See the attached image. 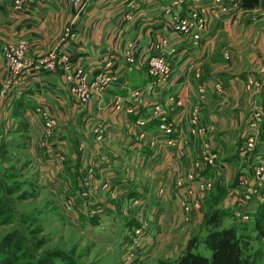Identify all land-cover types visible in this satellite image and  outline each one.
Instances as JSON below:
<instances>
[{
    "label": "rangeland",
    "instance_id": "1",
    "mask_svg": "<svg viewBox=\"0 0 264 264\" xmlns=\"http://www.w3.org/2000/svg\"><path fill=\"white\" fill-rule=\"evenodd\" d=\"M116 1L122 2L120 9L128 2L130 6H138L135 1ZM177 1L169 0L163 10L162 20L171 31L178 16L194 9L203 12L207 7L205 18L202 15L205 27L200 40L195 43L191 36L182 35L189 37L194 46L201 43L209 22V9L221 17L234 15L215 10L209 2L198 5L195 1ZM71 3L78 13L83 12L84 8ZM10 7L11 0H0V248L16 234L15 238L23 239L22 244L18 242L21 245L15 254L18 256L23 248L31 247L39 256H54L57 264H162L172 258L169 254L173 248H182L183 252L191 240L197 239L195 251L210 256L205 239L214 227L207 221L215 199L219 201L215 209L233 212L221 215L222 227L236 226L251 232L262 254L257 264H264V235L257 229L262 221L257 214L263 210L264 216V167L259 166L261 162L264 166V77L257 76L259 81L251 74L245 80L248 94H242L241 102L234 103L232 96L228 100L215 97L224 95L217 91L216 85H229V74H210L213 76L208 82L201 77L202 67L197 66L187 79L191 84L195 81L196 85L189 86L188 94H193L194 98L188 117L182 122L184 103L177 87L178 77L182 78V70L177 67L182 61L179 62L178 41L167 32H161L149 47L141 49L137 38H128L120 44V50L126 55L131 74L123 76L114 68L121 53L116 41L107 37L109 32H101L100 37L96 36L98 32H90L96 38H88V42L94 40L91 43L95 50L102 46L96 62L100 63L98 67L96 63L90 66L85 56L77 60L78 44L85 41L81 36L86 32H75L70 28L72 22L43 47L42 54L35 50L28 54L37 60L57 54L54 69L37 68L31 63L15 76L8 65L4 46L20 45L22 41L31 43L24 38L27 32H13L14 22L8 17ZM241 7L237 12L249 10ZM171 34L181 35L174 31ZM222 37L230 42L234 40L225 34ZM166 38L168 44L164 43ZM70 42L76 44L74 52L68 49ZM255 56L252 66L264 67V52L258 49ZM225 58L229 60L230 54ZM157 65L167 66L168 70L161 71ZM214 66L213 69L218 68ZM61 72L59 82L65 92L52 88L48 92L55 96L52 104L38 102L44 95L41 97L27 79L31 80L34 73ZM102 72L114 77L104 89H93L92 82ZM214 75L219 79L224 77L225 81L215 79ZM192 77L198 78L192 80ZM125 80L128 87L118 91V85L125 84ZM73 83L81 95L86 89L90 90V96L80 99L72 90ZM24 92L33 96L30 106L36 112L38 130L33 117L24 114V100H20ZM102 96L105 100L109 98L105 105L104 101L100 102L101 112L107 114L106 121L97 113L92 115L87 125L92 124L88 129L93 137L90 144L96 143L97 148L91 146L84 150V145L88 146L87 134L83 136L73 118L66 115L74 110L77 115L82 110L87 112L90 101L95 97L100 100ZM216 104L222 110L218 114H215ZM112 107L120 112L123 124L118 125L120 139L115 141L116 135L113 136L111 144L116 142L117 145L111 151L114 146H109L108 150L100 146L105 141L109 143L111 134L107 125L117 123ZM14 109L17 119L12 115ZM258 112L260 119H257ZM195 115L197 124L192 121ZM216 116L221 120L210 119ZM166 123L170 124L171 131L163 128ZM68 125L71 135L66 151L63 142V147H59L61 134L58 133ZM226 132L230 134L227 141L224 140ZM208 146L217 150H212L213 158L206 160ZM44 147L52 149L48 151ZM48 153L54 156L52 164ZM41 154L45 155L40 157ZM159 159L163 161L156 165ZM110 160L111 163L105 162ZM114 160L119 168L113 165ZM154 165L159 169H154ZM120 175L124 177V184L111 179ZM153 192L159 196L156 201H162L156 205L155 212L149 210L152 203L148 196ZM83 194H88L89 198ZM70 199L75 206L85 202L89 209L69 213ZM93 209L96 213L91 214Z\"/></svg>",
    "mask_w": 264,
    "mask_h": 264
},
{
    "label": "crops",
    "instance_id": "2",
    "mask_svg": "<svg viewBox=\"0 0 264 264\" xmlns=\"http://www.w3.org/2000/svg\"><path fill=\"white\" fill-rule=\"evenodd\" d=\"M126 1H135L138 6H130L128 2V5H122V7L124 6V9H120V5L122 2L117 3L116 0L111 2H108L107 0H90L83 9V12L78 13L77 9L73 6L70 0H33L30 2L27 11L15 12L13 8V1L11 0V7L8 17L14 22V24H12L13 32H27L24 38L28 39L31 43V50H29L30 54L34 53L33 50H35V53L42 54L43 51L41 50L43 49V47L48 45L50 41L54 40L55 37L58 36L59 32H63V29L66 24H68V22H72L71 27H73V30L75 32H86L84 36H81L83 39H85V41L78 44V48L80 49V51L79 53H77L78 56H75L77 57V60L80 59V57L85 56L86 58H88L87 61L89 62L90 66H93V64L97 62V59L100 58L99 50L102 47H97V50H95L93 44L91 43L94 40L89 39L90 41L88 42V38H96L94 37V33L91 35L90 32H98L96 34L97 37H100L101 32H109L107 37L109 38V36H111V39L116 41V47L121 53L120 58L115 60L114 62V68L123 76H125L127 73H129L128 75H130L131 71H128L130 69V66L128 64V61L126 60V55L120 50V44L125 43L128 38L133 37L137 38V40L139 41V46L141 45L142 49L144 47H149L151 41H153L155 37H158L159 33L167 32L166 34H169L176 41H178V55L180 57L179 62L182 59L181 65L179 63L177 66L179 67L178 70H182V78L178 77L177 82V87L181 90L179 92L182 95V100L184 103V106L182 107V122L185 121V116L188 117V114L192 108V104L190 103L193 101L194 98L193 94H188L189 86L196 85L195 81H193V84H191L189 83L191 81H187V79H189L192 71H196L197 66L202 67L203 70L201 77H203V79L207 80L208 82H210V76H213L210 74L216 73L215 75L217 76L219 75V73H222L224 75L229 74V85H224V87L226 88V92H223V94L225 96L217 94L215 97H218L219 99L228 100L232 96L234 97V103H240L241 98L243 97L242 94H248L247 91L245 92V80L249 76H251V74L254 76H259L260 78L264 77V72L262 71L264 68L263 66L257 68L252 66V62L256 60V50L259 49V51L264 52V0H260L259 5L253 9L241 10L240 12H237L234 15H225L223 17L219 16L218 12H215L213 9H209V12L207 11L209 22L207 24V28L204 34L202 35V40L199 46H194L192 42H190L189 37L187 36L177 34L172 35L171 33L173 31H171L169 28H167V26H165L162 20L163 10L165 5L168 4L169 0ZM187 1H195V4L198 5H202L204 3L209 2V0ZM184 6H186V4H184ZM182 8L189 9L190 7L187 8L182 6ZM223 34L232 37L234 39L233 42L224 39V37H222ZM73 42H70L69 45H67L69 46L68 49L71 50V52H74L76 46V44H74ZM229 44L232 47L226 46ZM240 47L242 48V50L240 49ZM181 53L182 56H180ZM227 53L230 54L229 60H226L225 58ZM96 64V67L100 65L99 62ZM214 65H218V68L213 69L212 67ZM135 67L138 70V67ZM34 74L35 76L31 80L27 79V81H30L31 85L35 87V90L37 92H40L41 97L44 95V97H42L43 99L38 98L37 100L40 103L42 101L43 103L41 104H52L51 101L55 96L48 93L50 89L61 88L65 92L64 88L62 87V84L59 82L62 76V72L53 75H50L49 73ZM215 75V79H219ZM197 78L198 77H192L191 79L196 80ZM220 79L222 81H225L224 77ZM220 79L219 81H221ZM123 85H118V87H120L118 88V91L124 90L123 87H128V81L125 80V84ZM130 92L131 91H129L128 94H130ZM195 95L196 94H194V96ZM95 98L92 99L87 105V112L82 110L78 112L79 114L77 115V110H74L73 112H70L66 115V118H70V116L71 118H73V123L75 122V127L81 130L83 136H86L87 134L88 146H86L85 143L84 145L82 142L85 147L84 150L87 147L91 148V146L92 149L97 148V146H95L96 143H92L93 145L90 144L93 140V137L91 135V132L88 131V129H91L92 124L87 125L88 121L90 119H93L92 115L97 113L99 117L101 116L100 119H104L105 121V118L107 117V114L101 112L102 107L100 106V102L104 101L103 105H105L109 98L106 100L103 96L100 97V100H96ZM20 100H24L22 102V105L24 106V114L33 117L32 119H34V124L36 125V129L38 130V120L34 116L36 112L35 110H32V106H30V103L33 102V96L27 92H24V95L20 97ZM210 101L211 100H209L208 102ZM244 102L245 101H243V103ZM215 106V110L217 112L215 114H218V112H222L218 104H216ZM111 110L113 113V118L117 123L114 122L116 124L107 125L110 129V132H108L111 134L109 136L110 144L108 143V141L107 143L105 141V144L100 147H104L106 148V150H108L109 146H114L113 148L111 147L112 151L116 149L115 146L117 145L116 142H113V144H111V142L113 141V136L116 135L115 141L120 139L118 133L121 132L118 129V125L122 126L123 122L121 120L120 112L116 111L113 107L111 108ZM236 114L240 115L238 113ZM12 115L15 116V109L12 111ZM66 118H64V120ZM15 119H17L16 116ZM210 119H215L219 121L221 120L218 116L211 117ZM60 121L62 122L61 117ZM103 123L107 124L106 122ZM237 124L238 122H236V125ZM68 127V129H62L60 133H58V135L61 134V137L59 136L61 138V140L59 141V147H63V145H61L63 142L66 145V151L68 150V138L71 135L70 126L68 125ZM21 133L22 132H18V134ZM229 135V132L225 133V141L229 140ZM10 138H12V136ZM48 154L50 155L52 153ZM44 155L45 154H41L40 157ZM50 157L51 158H49L48 160L51 163V161H54V156L50 155ZM162 161L163 160L159 159L156 162V165L160 164ZM105 162L111 163V160ZM50 163L48 164V167L51 166ZM116 163L117 160H114L113 165L115 167H118ZM153 167H155L154 169H159V167L155 165ZM230 167L232 168L233 165L230 164ZM111 179L121 184L125 183V181H123V175ZM138 195L141 196L142 194ZM234 195L236 196V194ZM148 198L152 203V208L149 206V210L153 209L152 211L155 212L156 205L158 203H162V201H156L159 196L155 195L154 192L152 195L148 196ZM226 204L229 205V202L227 201ZM160 206H163V209L165 208L164 205ZM114 213H119V211H115ZM181 253L182 248H173L171 253L169 254V257L175 258Z\"/></svg>",
    "mask_w": 264,
    "mask_h": 264
},
{
    "label": "trees",
    "instance_id": "3",
    "mask_svg": "<svg viewBox=\"0 0 264 264\" xmlns=\"http://www.w3.org/2000/svg\"><path fill=\"white\" fill-rule=\"evenodd\" d=\"M240 2L242 8L253 9L259 5L260 0H240ZM214 201V203L211 202L214 204L211 206L213 210L207 221L208 225L213 224L214 227L209 230L205 239L207 247L211 250V255L206 256L195 251L197 239H194L189 242L179 256L169 258L162 264H257L262 259V254L259 253L256 243H254L256 238H252L251 232H246L236 226L222 227L221 215L222 217L225 214L232 215L233 212L229 209H215V207H219V201L215 199ZM262 213L263 210L257 214V217L262 219L257 226L261 236L264 235V216ZM16 236L14 234L13 238H8V244L0 248V264H57L54 262V256L50 258L39 256L31 247L23 248L20 256H18L19 254L15 255L23 240L18 237L15 238Z\"/></svg>",
    "mask_w": 264,
    "mask_h": 264
},
{
    "label": "built area",
    "instance_id": "4",
    "mask_svg": "<svg viewBox=\"0 0 264 264\" xmlns=\"http://www.w3.org/2000/svg\"><path fill=\"white\" fill-rule=\"evenodd\" d=\"M33 0H13V8L15 10V12H25L28 10L30 2ZM75 5L80 6L81 8H85V6L88 4V2L90 0H71ZM182 1L183 0H178L177 2ZM209 3H211L214 6L215 10H218L222 13H230V14H236L238 11V8L241 6V2L240 0H209ZM242 8V7H241ZM240 8V9H241ZM207 7L204 9V11L202 12V10L200 9H194L191 10L189 12V14H182L181 16H178L177 19H175L174 21V32L181 35H189L191 36L195 43H197L200 38H201V33L204 30L205 27V23H204V18H205V13H206ZM234 12V13H233ZM203 13V14H202ZM202 15H204V18L202 17ZM71 28V26H70ZM70 28H67V32H70ZM167 40L164 42L166 44H168V38H166ZM6 44L4 46L5 49V56L8 59V65L9 67L12 69V71L15 73V76L17 74H19L24 67H26L27 65H30L31 63L36 64L37 68H48V69H54L55 68V62L58 60V56L57 54H52V56L46 60H37V59H33L31 58L28 54H29V50H31V44L29 45V43L27 41H22V43L19 45V43H16L14 46H10ZM7 46V47H6ZM172 51H175V48H172ZM157 67L159 68V70L161 71H165L168 70L167 66H161V68L157 65ZM114 76L112 74H107L106 72H102L99 74V76L96 78V80H94L92 82V88L93 89H104L111 81V79ZM259 81H261L257 76H255ZM256 81V80H255ZM219 83V82H217ZM252 84L255 85H259L256 82H251ZM216 89L217 91H222V93L224 92V86L221 84H217L216 85ZM72 90L79 94L80 99L82 100H86L89 96H90V90L86 89L84 91V93L81 95L79 93V90L76 88V84L73 83L72 85ZM136 95V93H135ZM202 95H205V92H202ZM200 98L202 100H204V96H200ZM117 108H119V104L117 105ZM258 118H261V113L258 112L257 114ZM198 116L195 115L192 119V121L194 122V124H197L195 121L197 120ZM193 124V125H194ZM255 125V124H254ZM165 127H168L165 128ZM167 131H171V127L169 123L164 124V127ZM158 135V133H157ZM156 135V136H157ZM209 151L207 153V159L209 160L211 158H213V152L212 150L216 151L217 149L212 147V146H208ZM246 147V144H245ZM43 149H48L51 150L52 148H46L44 147ZM216 157V156H215ZM214 157V159H215ZM259 166H263V162H261L259 164ZM85 197L89 198L88 194H83ZM91 198V197H90ZM71 203L68 204V212L72 213L75 211H79V212H83L84 210L87 211L89 208L86 206L85 202H81L78 203L77 206H75V204H73V200L70 199ZM90 213H96L95 209L90 210Z\"/></svg>",
    "mask_w": 264,
    "mask_h": 264
}]
</instances>
